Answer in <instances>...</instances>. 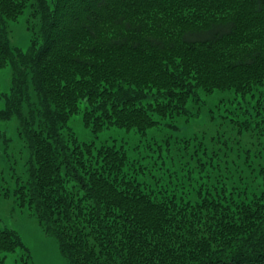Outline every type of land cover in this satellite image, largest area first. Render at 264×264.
Here are the masks:
<instances>
[{
	"label": "trees",
	"instance_id": "trees-1",
	"mask_svg": "<svg viewBox=\"0 0 264 264\" xmlns=\"http://www.w3.org/2000/svg\"><path fill=\"white\" fill-rule=\"evenodd\" d=\"M31 1L39 41L22 51L8 24ZM7 66L0 123L18 118L29 152L14 195L68 264H264L260 153L240 162L195 152L161 168L61 133L80 115L93 134L144 136L197 118L202 97L214 95L222 97L211 112L242 128L250 116L264 125V0H0V70ZM29 89L37 110L26 119ZM7 143L0 127V154ZM17 248L19 235L0 230V254Z\"/></svg>",
	"mask_w": 264,
	"mask_h": 264
},
{
	"label": "rangeland",
	"instance_id": "rangeland-1",
	"mask_svg": "<svg viewBox=\"0 0 264 264\" xmlns=\"http://www.w3.org/2000/svg\"><path fill=\"white\" fill-rule=\"evenodd\" d=\"M47 1L50 4V0ZM36 9L35 3L29 2L17 20L8 24V39L13 48L26 51L33 40L39 41L40 19ZM12 72L10 66L0 70V96L7 94L11 88ZM28 91L29 95L22 103V113L26 119L35 115L37 110L36 98L30 89ZM220 97L222 96L202 97L206 109L201 110L197 118H180L174 121L175 128L160 125L144 136L133 130L117 128L93 134L84 127L80 115L71 116L61 133L68 142L75 140L79 144L93 143L97 147L102 143L122 146L130 161H138L147 166L155 162L154 165L161 168L165 167L166 162L182 166L190 162L189 158L195 152L197 155L205 152L207 158L215 161L224 158V155L231 154V158H234L239 154L240 162L247 159L253 161L255 155L260 153V160L264 161V149L261 148L264 145V125L260 123L261 119L250 116L247 128L233 125L230 118H224V114L207 109L214 108ZM0 127L4 129L8 140L6 148L0 154V230L14 231L23 243V248L0 254V264H68L60 254L56 241L46 235L33 210L20 208L14 195L16 180L24 183L27 179L26 164L29 159L19 120L13 117L0 123ZM258 140L263 142L260 147L257 146ZM185 142L188 143V150L184 149ZM200 157L206 158L203 155ZM196 158L197 156L193 157L194 163ZM193 176H197V173L194 172Z\"/></svg>",
	"mask_w": 264,
	"mask_h": 264
}]
</instances>
